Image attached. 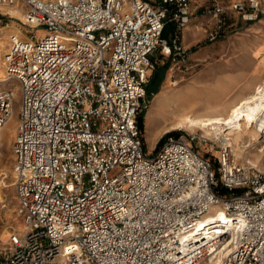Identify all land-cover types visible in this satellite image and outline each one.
Listing matches in <instances>:
<instances>
[{"label":"built area","instance_id":"built-area-1","mask_svg":"<svg viewBox=\"0 0 264 264\" xmlns=\"http://www.w3.org/2000/svg\"><path fill=\"white\" fill-rule=\"evenodd\" d=\"M194 1L0 0L23 27H47L10 36L0 77V149L21 93L13 183L26 226L0 264H264V171L196 133L145 152L152 56L163 46L187 67ZM203 1L218 18L264 15L263 0ZM218 204L234 225L199 231Z\"/></svg>","mask_w":264,"mask_h":264},{"label":"rangeland","instance_id":"rangeland-1","mask_svg":"<svg viewBox=\"0 0 264 264\" xmlns=\"http://www.w3.org/2000/svg\"><path fill=\"white\" fill-rule=\"evenodd\" d=\"M224 1L229 3L233 0ZM212 6L213 4L209 1L206 2L203 0H197L193 2L190 23L183 29V41H192L194 37V34L184 33L187 28L188 30L190 29L189 32L194 31L197 35L199 34L198 36H201V41L186 48L188 49L189 55V63L187 67L180 65L178 59L173 60L172 65L164 74L163 82L158 87V93L152 92L151 94L147 93L146 95L142 112L147 110L145 115L144 134L145 152L148 156H153L159 142L167 134L173 132L180 133V136L186 135L187 133H196L207 138L210 143L212 141V143L215 144L214 154L216 156L218 155V149L221 145L220 142H218L219 140L216 141L214 138L210 139L207 136H204V133L199 130H172L162 135L160 134L156 139L151 140L148 137L149 133L147 132V114L156 97L159 96L160 93L167 92L172 103H175L176 101L179 102L180 98L185 96V93L182 92L183 86L187 85L192 80H194V83L200 85L196 81V78L200 76L201 73L205 75L203 77V83L205 82L204 84L209 87L216 84L217 80L227 79L229 76H234L239 79L244 78V85L249 83L252 89L255 85L260 84L264 80V55L263 58L256 63L255 60L248 56V51L245 50L243 46L246 41L251 42L253 45L257 42H264V15H262L259 20L251 22L244 21L237 13H230L227 17L218 18L209 14V10ZM14 11L18 10L14 8H4L0 11V34L9 31L8 44L6 51L0 57L1 59L5 58L11 35H21V32H24L27 35L36 33L39 36V39H41L47 34V27L45 26L37 28L27 26L23 27L21 23L23 15L21 11L18 12L22 15V17H19L16 13H14ZM18 30L20 33H17ZM215 31H218V35L215 39H212L210 36L212 33H215ZM262 49H264V43ZM169 57V53L163 46L155 51L152 56L153 67L149 71L150 79L154 72V65H165L168 62ZM15 94L13 114L3 133L0 149V253H4L9 248L10 237L13 234L21 233L19 231L18 224L21 223L20 225L25 226L24 218L18 210V204L15 199V187L13 183V140L15 134L14 136L12 135L13 133L11 129L16 132L18 124V111L21 93L17 88ZM168 108L169 110L164 112V116L169 113L171 114V111L175 110L174 104H172V106L169 105ZM168 122L169 120L163 119L161 128H163ZM166 140L167 138L165 141ZM246 141L247 140L244 142ZM154 143H157L156 147H154ZM245 145H247V143ZM263 146L264 134L259 141L252 142L251 146H244L243 153L235 150V148L231 149H233L234 156L241 164L250 166L259 171H264V156L258 160L255 157L257 153L261 154L259 151L263 148ZM160 148H158V150Z\"/></svg>","mask_w":264,"mask_h":264},{"label":"bare ground","instance_id":"bare-ground-1","mask_svg":"<svg viewBox=\"0 0 264 264\" xmlns=\"http://www.w3.org/2000/svg\"><path fill=\"white\" fill-rule=\"evenodd\" d=\"M14 13L22 17L18 11H14ZM17 33H20L19 30ZM8 34L9 31L0 34V57L6 51ZM4 73V59L0 58V76ZM228 101L229 100L224 104L227 105L226 108H222L223 112L201 114L193 108L190 109L181 106L177 101L172 103L169 94L167 92H162L156 97L147 114L148 137L154 140L160 134L162 135L172 130H199L204 133V136L210 139L214 138L216 141H222L231 148H235V150L243 153L244 146H251L252 142L259 141L264 134V80L254 88L253 92L242 97L237 102L228 105ZM172 104H174L175 110H172L171 114L169 113L170 115L167 114L164 116V112L168 111V106H172ZM163 119H167L169 122L161 128ZM11 131L14 136V130L11 129ZM245 140L247 141L244 142ZM246 143L247 145H245ZM259 152L261 154L257 153L255 156L257 160L264 156V146ZM20 224H18L19 231L24 233L26 226ZM233 225L234 220L226 215L225 210L218 204L213 206L210 211L203 216L197 227L199 231L211 233L214 229H221L224 227L230 228Z\"/></svg>","mask_w":264,"mask_h":264},{"label":"crops","instance_id":"crops-1","mask_svg":"<svg viewBox=\"0 0 264 264\" xmlns=\"http://www.w3.org/2000/svg\"><path fill=\"white\" fill-rule=\"evenodd\" d=\"M189 30L187 28L186 31H184V33L194 34V37L192 41L188 42L185 40L183 41V36H182V44H184L185 48H188L192 44L201 41V36H198L199 34L197 35V33L194 31L189 32ZM175 34L176 33L171 34V37L175 36ZM263 43L257 42L254 43L253 45L251 42L246 41L243 44L245 50L248 51L247 52L248 56L251 57L253 60H255L256 63H258L260 59L263 58L264 55L263 53L264 49H262ZM169 60L171 66L174 58L170 59L169 57L168 61ZM179 64L181 65V63ZM204 76L205 75L201 73L200 76L196 78V81L200 85L194 83L193 82L194 80H192L190 83L183 86L182 92L185 93V96L180 98L179 101L181 106H185L190 109L193 108L194 110H197L201 114L223 112L222 108H226L227 105L224 104L225 102H227V100H229L228 105L233 104L242 97L250 94L257 86L255 85L252 89L249 83L244 85L245 83L244 78L239 79V78H235L234 76H229L227 79L217 80L216 84H213L212 86L209 87L208 85L204 84L205 82L203 83ZM153 145L154 147H156L157 143H154Z\"/></svg>","mask_w":264,"mask_h":264},{"label":"trees","instance_id":"trees-1","mask_svg":"<svg viewBox=\"0 0 264 264\" xmlns=\"http://www.w3.org/2000/svg\"><path fill=\"white\" fill-rule=\"evenodd\" d=\"M213 7V6H212ZM177 25L175 23H168L164 30H163V34L162 37L163 39H166L168 41V44L170 46H172V40L175 36L171 37V34L177 33ZM173 58L172 55L170 56V59ZM170 67V60L163 66H160L159 64L154 65V72L153 75L149 81V84L147 86V93L151 94L152 92L154 93H158V87L159 85H161V83L164 80V74L165 72L169 69ZM147 110H144L140 116H139V126L140 129L142 130V132H145V115H146ZM145 135V134H144ZM172 135H176L177 137L180 136V133H169L167 134L158 144V147L156 148V150H158V148H160L162 146V144L164 143L165 139L168 137H171ZM222 193H226L227 190L226 189H221Z\"/></svg>","mask_w":264,"mask_h":264}]
</instances>
